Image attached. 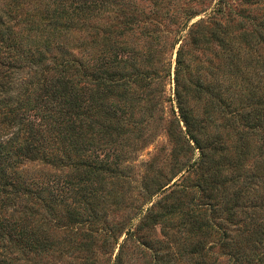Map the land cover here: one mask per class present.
<instances>
[{"label": "trees", "instance_id": "16d2710c", "mask_svg": "<svg viewBox=\"0 0 264 264\" xmlns=\"http://www.w3.org/2000/svg\"><path fill=\"white\" fill-rule=\"evenodd\" d=\"M42 2L0 3V264H16L15 250L46 254L45 221L59 219L60 204L73 218H97L94 193H79L93 178L131 169L130 154L166 100L169 167L150 161L138 176L150 205L135 207L136 224L127 218L126 239L138 234L153 264H264V90L257 99L239 91L241 53L252 37L253 46L264 44V13L251 18L248 32L245 16L225 0L190 24L192 7L170 13L163 0H151L145 19L185 16L171 33L174 87L163 98L167 41L152 48L159 36L140 26L132 0H49L45 12ZM135 30L143 41L137 48L125 43ZM195 50L217 64L204 58L193 67ZM190 150L197 155L184 160ZM27 161L86 180H34L19 171ZM70 192L71 205L64 201ZM172 214L180 219L175 232L187 235L164 245L153 230L174 229L165 223Z\"/></svg>", "mask_w": 264, "mask_h": 264}, {"label": "rangeland", "instance_id": "374dc122", "mask_svg": "<svg viewBox=\"0 0 264 264\" xmlns=\"http://www.w3.org/2000/svg\"><path fill=\"white\" fill-rule=\"evenodd\" d=\"M7 2L8 0H0L1 2ZM47 1L44 0L41 5L37 8L42 9L44 12L50 6ZM203 1L201 5L198 2ZM214 0H163L164 4L169 7V12L181 11L180 5L183 8L192 7L191 11H196L195 15L188 20V24L196 21L200 17L204 16L202 11L207 5H211ZM232 5L235 11H240L242 22L245 30L248 32L253 31V23L251 18L260 16L264 13V0H225ZM136 8V16L143 22H140V26H147L149 29L154 30L155 35L159 37L155 40L154 47H160L161 42L165 39L167 43L163 46L164 48V63L169 65V76L162 81V97L171 98L173 92V67L175 48L171 49V33L177 28L179 22L185 19L182 13L176 14L175 19L158 18H144L142 14H149V9L152 8L151 0H132ZM44 6V7H42ZM30 8V3L26 8ZM38 9V10H39ZM37 11V10H36ZM142 11V13H140ZM48 13V12H47ZM186 12L184 14H188ZM180 15V16H179ZM175 23V24H174ZM131 35L125 37V43L131 47H140L143 42L142 39L138 38V30H135ZM77 37V33L73 35V42ZM255 38L252 37L251 43L241 53L240 58V73H239V91L242 92L243 96L256 95V99L259 97L262 90H264V67H260V61L264 58V44L254 45ZM138 45V46H137ZM177 46V44H176ZM252 46V47H251ZM257 47L259 51L255 50ZM192 54L193 67L199 64V61L208 59L205 65H216L217 60L214 59L210 53H207L205 57H202L199 51L195 50ZM199 58H201L199 60ZM209 58L211 62H209ZM168 61V64H167ZM210 77H208L209 79ZM171 104L170 100H166L162 103L163 110L156 107L153 111V117L149 118V123L146 126L145 139L139 141L136 145V151H133L130 155L131 169L126 170L123 175L118 177H107L102 179L97 177L93 178V181L89 182L88 188L81 190L80 194L94 193L89 197V202L95 205L97 211V218H73L71 212L69 215L68 208L64 204L57 206V220H46L45 229L48 235V243H50L51 249L46 254H35V253H20L15 250L14 256L17 259L16 264H113L114 255L118 251V247L122 244V254L120 262L117 264H153L149 255V250L144 248L141 239L138 238V234L134 237L127 238L125 235L127 227V218L131 217L135 212V207L141 206L142 211L150 205L149 201L145 202V195L139 191L137 185L140 178L138 177L147 167L148 163L154 162L162 167V170L169 167L168 157L165 156L170 152L172 141L169 140L166 135V120L172 119L171 115ZM175 109V108H174ZM145 115H142L144 117ZM175 123V122H174ZM175 126V125H174ZM177 126V124H176ZM181 126L179 123L178 127ZM96 140V139H95ZM192 145V143L190 142ZM197 151L187 152L184 156V160H189L191 157L196 156ZM129 157V156H128ZM166 160V161H165ZM149 161V162H148ZM23 175L34 178V180H47L52 181V177H59L62 179H68L71 181L81 179V177L73 179V173H70L69 168L59 169L49 164H42L37 161L25 162L19 170ZM180 174L178 172L174 179ZM169 177V174L166 176ZM87 178V177H83ZM70 181V182H71ZM170 181L169 183H171ZM78 195V196H79ZM65 202L69 205L73 203L70 201L71 192L66 195ZM73 196V194H72ZM153 198V197H152ZM77 199H81L77 197ZM153 200V199H150ZM76 211L83 212L81 203H77ZM82 211H81V209ZM42 211L41 208H39ZM68 213V214H67ZM82 213V214H83ZM67 214V215H66ZM84 215V214H83ZM136 215V214H135ZM134 215V216H135ZM79 216V214H78ZM86 216V215H84ZM132 216V218L134 217ZM165 223L170 224L174 229H169L168 226H162L157 224L154 227V237L160 240V243L164 245L169 243L170 240H176L179 235H187L185 229L175 232L180 225V219L176 218V215L165 216ZM134 224L138 222V217H134ZM178 225V226H177ZM175 232V235L170 237V232ZM169 232V235L166 233ZM139 240V244L137 243ZM156 245V244H155ZM49 247V244H47ZM49 247V248H50ZM223 260V259H221Z\"/></svg>", "mask_w": 264, "mask_h": 264}]
</instances>
